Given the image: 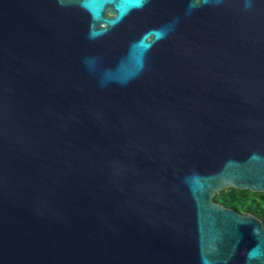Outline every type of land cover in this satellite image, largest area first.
<instances>
[{"label":"water","instance_id":"95a60500","mask_svg":"<svg viewBox=\"0 0 264 264\" xmlns=\"http://www.w3.org/2000/svg\"><path fill=\"white\" fill-rule=\"evenodd\" d=\"M231 188L264 193V0H0V264H264Z\"/></svg>","mask_w":264,"mask_h":264},{"label":"trees","instance_id":"16d2710c","mask_svg":"<svg viewBox=\"0 0 264 264\" xmlns=\"http://www.w3.org/2000/svg\"><path fill=\"white\" fill-rule=\"evenodd\" d=\"M251 195L256 196L258 194L231 188L227 192H222L220 195H217L215 202L238 213L251 214L260 220H264V197L256 201Z\"/></svg>","mask_w":264,"mask_h":264},{"label":"rangeland","instance_id":"374dc122","mask_svg":"<svg viewBox=\"0 0 264 264\" xmlns=\"http://www.w3.org/2000/svg\"><path fill=\"white\" fill-rule=\"evenodd\" d=\"M228 190H229V189H228ZM228 190H225L224 192H227ZM220 194H221V193H220ZM220 194H217V195H220ZM254 194H258V195H256V196L251 195V197H252L253 199H255L256 201H259V200L261 199V197H264V193H254ZM214 201H215V198H214ZM240 214L248 215V214H246V213H240Z\"/></svg>","mask_w":264,"mask_h":264},{"label":"flooded vegetation","instance_id":"af4514ba","mask_svg":"<svg viewBox=\"0 0 264 264\" xmlns=\"http://www.w3.org/2000/svg\"><path fill=\"white\" fill-rule=\"evenodd\" d=\"M107 16L108 17H114V14L110 10H108ZM261 221L263 222V225H264V220H261Z\"/></svg>","mask_w":264,"mask_h":264}]
</instances>
